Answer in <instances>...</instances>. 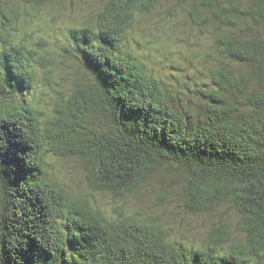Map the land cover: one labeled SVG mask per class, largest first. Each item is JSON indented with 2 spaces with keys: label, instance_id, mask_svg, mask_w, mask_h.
Masks as SVG:
<instances>
[{
  "label": "trees",
  "instance_id": "1",
  "mask_svg": "<svg viewBox=\"0 0 264 264\" xmlns=\"http://www.w3.org/2000/svg\"><path fill=\"white\" fill-rule=\"evenodd\" d=\"M16 1L0 10V264H264V0H109L69 30L62 59L14 33L63 0ZM182 22L179 56L202 71L188 78L197 90L172 84L192 99L140 55L161 38L176 54ZM46 155L78 163L90 192L123 205L149 186L160 206L179 195L213 229L191 244L189 222L176 239L141 204L109 217L52 176Z\"/></svg>",
  "mask_w": 264,
  "mask_h": 264
},
{
  "label": "rangeland",
  "instance_id": "2",
  "mask_svg": "<svg viewBox=\"0 0 264 264\" xmlns=\"http://www.w3.org/2000/svg\"><path fill=\"white\" fill-rule=\"evenodd\" d=\"M108 2L109 0H63L55 5H52L51 8H49V10L46 11L39 19H34L30 17V15L22 16V19L17 26V29L19 31L15 32L14 34H20L21 37L19 39L25 41V45L29 44L30 46H33V43H36L40 38H43L47 45V48L56 56L55 58L62 59V54L64 53L61 51V47L63 44L67 43L69 30L73 26L79 25L80 22H83L85 20L90 19L94 21L104 11V8L108 4ZM7 6L17 7L19 6V3L16 0H0L1 11L5 10ZM22 12L23 14H25V11L23 9ZM1 13L0 31H2L4 28L7 29V27H4L2 25V22L5 21L2 18ZM27 13L34 14L31 10H27ZM52 16L55 17L54 21L51 20ZM160 16L165 15L161 14L159 15V17ZM159 24L163 25L165 24V22L160 21ZM167 25L168 23L166 24V29ZM179 27L186 28V32L184 33L183 40L181 38L180 43L182 44L175 46L174 51L177 55L172 52V44L170 40L171 38L166 40H163V38H161L160 41L156 40V42L152 45L150 51L146 50L141 51L142 53H139L146 60L149 70L155 76L159 77L162 81L170 84L169 87H172L174 93H177L178 89L179 91H181L180 93H184V95H186L188 92L184 88L178 87L176 89V86L172 83L182 77L187 78V82H189L191 86L196 85L195 82L192 83L191 79L188 78L196 76V74L198 73L197 70H201L202 66L197 62L188 64L186 63L185 58L179 56L180 49L188 53L189 49L184 48V46L188 48L189 45L187 44V42L189 41V34L191 32L189 30V24H187V22L180 23ZM175 29L177 30V28ZM155 30L156 29H153L152 32H155ZM136 33L137 36H140L138 30L136 31ZM149 33V38H152V33ZM167 34L172 35V32H167ZM29 35H31V37ZM173 36H175V34H173ZM131 37L132 39H134V35H131ZM198 38L202 40V44L207 45V41L209 40L207 36H203V38L199 36ZM213 50L216 51L215 48H213ZM147 51L150 53V55L147 53ZM179 62H183L184 71H177L175 69V65ZM68 63V70L76 67V69L78 68L81 72L82 78L88 77L86 71L82 67H80L76 61H69ZM202 79L203 77H200L198 81ZM195 89L197 90L198 87H195L194 90ZM48 92L50 95H52L50 91ZM191 94L194 96V92H192ZM191 94L188 93L186 97H190V99H192ZM195 100L196 102L200 101V99L196 98ZM39 109L43 111L44 118H46L52 111V108L48 109L45 105H40ZM46 156V161L48 162V171L50 170L49 173L60 182H62L72 194H86L90 198L93 205L102 209L107 216H117L115 214V209L123 205L124 203H117L107 195H99L90 192L86 185V181L84 180L85 177H83L82 168L78 163L74 161H65L60 158H51L52 156L50 155ZM158 190L159 187L153 188L149 186V190L144 191V198H140L134 200L133 202H130L131 205L125 203V205L123 206H129L128 209H131L136 207L138 208V205L141 204V206L145 207L147 211L153 212L154 215H159L164 224H170L173 227L172 236L176 239H180L186 232L184 231V228H182L179 224L189 222L190 227H188L187 231L192 232V234L187 235L188 239L182 237L183 242L198 244L200 242V238L206 236L205 234L213 229V225L211 222L213 217H210L209 219V215L190 217L189 213L183 208L179 195L171 196L167 204L165 203L160 206L158 200H155ZM176 191H178V186L176 187ZM155 205H158V208H155ZM218 216H222L225 220H229L231 222H235L236 219L234 213L231 212V210L227 207H220L218 210ZM200 231L202 232L201 234Z\"/></svg>",
  "mask_w": 264,
  "mask_h": 264
},
{
  "label": "bare ground",
  "instance_id": "3",
  "mask_svg": "<svg viewBox=\"0 0 264 264\" xmlns=\"http://www.w3.org/2000/svg\"><path fill=\"white\" fill-rule=\"evenodd\" d=\"M112 19V18H111ZM110 101V100H109ZM118 164V163H117Z\"/></svg>",
  "mask_w": 264,
  "mask_h": 264
}]
</instances>
